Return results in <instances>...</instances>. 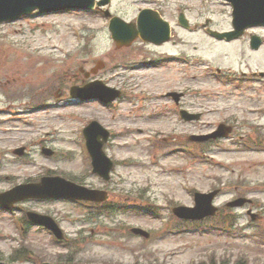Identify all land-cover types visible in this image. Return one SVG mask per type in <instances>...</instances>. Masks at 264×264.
Returning a JSON list of instances; mask_svg holds the SVG:
<instances>
[{
	"label": "rangeland",
	"instance_id": "374dc122",
	"mask_svg": "<svg viewBox=\"0 0 264 264\" xmlns=\"http://www.w3.org/2000/svg\"><path fill=\"white\" fill-rule=\"evenodd\" d=\"M178 7L195 23L210 18L216 26L227 28L231 21L232 7L219 1L111 0L105 9L134 22L143 8L160 9L173 20ZM109 22L101 11L66 10L35 12L0 24V192L53 173L108 190L115 200H128L148 212L127 210L109 218H91L86 207L75 203H17L11 211L0 209V261L11 263L13 251L19 248L25 255H19L13 264H264V220L252 221L247 209L224 208L236 197L234 193L223 194L216 201L224 208L228 223L236 222L232 228L170 230L177 220L172 208L194 205V192L211 190L219 184L216 179L222 183L228 177L252 183L264 180L262 156L219 154L213 160L196 161L187 155L188 148H171V143L187 141L190 135L208 129L177 124L174 106L164 95L171 90L187 91L186 108L193 110L200 103L207 109L206 92L219 87L210 67L214 62L232 65V59L224 56L229 47L213 42L202 29L191 34L177 28L182 39L177 47L171 43L154 46L139 39L117 48ZM164 52L185 55V60L165 68ZM98 61L104 66L93 72ZM142 65L144 69L134 70L135 76L128 77V67ZM97 80L120 89L122 98L105 105L69 97L71 87ZM195 93L200 96L193 97ZM41 99L44 102L36 105ZM92 120L113 133L104 147L106 155L117 161L110 182H103L90 168L82 131ZM22 147L25 153L15 155V149ZM43 147L54 154L45 155ZM224 160L233 163L236 173L230 175L222 168L218 162ZM257 190L247 197L254 195L264 201V193H255ZM29 210L54 216L67 239L83 236L88 241L71 250L55 243L47 231L36 227L22 231L26 225L21 219ZM133 227L143 228L151 236H136Z\"/></svg>",
	"mask_w": 264,
	"mask_h": 264
},
{
	"label": "water",
	"instance_id": "95a60500",
	"mask_svg": "<svg viewBox=\"0 0 264 264\" xmlns=\"http://www.w3.org/2000/svg\"><path fill=\"white\" fill-rule=\"evenodd\" d=\"M55 1L60 2L63 0H0V22L16 19L17 17L31 13L34 9H39L41 11L45 10L43 7L44 2ZM67 1V0H66ZM86 5L84 8H94L95 0H84ZM233 2L235 7V24L239 28H244V24H238L241 22V18H246L245 22L249 25L259 24L264 22V0H230ZM32 2V3H31ZM108 1H104L100 4H106ZM68 6H61L59 8H64ZM248 12L243 14V12ZM163 21L156 14H151L145 11L141 14L139 18V25H129L124 23L119 19H113L111 23V30L113 32V37L117 41L118 45H130L138 36H141L144 40L152 41L155 43H162L168 40V30L164 29L162 26ZM99 86L102 91H108L101 82L95 83ZM93 84V85H95ZM72 97H82L85 99H102L105 102H110L114 100L119 93H106L94 90L93 87L88 89L73 88L71 91ZM85 136L87 139V146L89 152L93 158L94 171L101 174L103 177L108 178L109 172L112 168V163L108 161L103 153V145L108 139V132L105 131L97 122H93L89 127L85 129ZM103 139V141H101ZM23 151H16V153L21 154ZM48 154H52L47 151ZM90 193V194H88ZM11 196V197H8ZM48 196H68L78 199H94L103 200L104 198L96 195L93 192H87L82 187L76 186L75 184L66 182L60 178L43 179L42 183L34 185L20 186L13 191L0 195V203L6 207L12 206L15 201L26 199V198H36V197H48ZM213 195H203L198 194L197 207L195 209H190L187 207H179L175 210L179 217L186 218H200L207 215H214L217 211L215 207L212 206ZM243 204V201H238L237 205ZM196 212L194 213L193 211ZM48 218L34 217L37 222L45 223L52 227L57 233L58 230L55 225L49 221L45 220ZM135 233L148 236V234L142 230L135 229ZM1 264V263H0Z\"/></svg>",
	"mask_w": 264,
	"mask_h": 264
},
{
	"label": "flooded vegetation",
	"instance_id": "af4514ba",
	"mask_svg": "<svg viewBox=\"0 0 264 264\" xmlns=\"http://www.w3.org/2000/svg\"><path fill=\"white\" fill-rule=\"evenodd\" d=\"M231 31L232 28L227 30ZM171 43L175 45L177 41ZM223 44L229 47L226 58L232 59V65L215 68V73L219 75L217 82L221 86L208 92L207 124L211 132L220 125H226L231 132L225 139L212 140V146L223 141V144L226 143L223 145V153L229 156L259 158L264 154V76L261 74L264 67L261 56L264 29H246L239 36L223 41ZM255 45L258 47L254 48ZM169 99L175 103L173 97ZM182 108L175 104L176 110ZM258 187L246 186L242 192H252V189ZM234 189L237 190L238 186Z\"/></svg>",
	"mask_w": 264,
	"mask_h": 264
},
{
	"label": "bare ground",
	"instance_id": "6f19581e",
	"mask_svg": "<svg viewBox=\"0 0 264 264\" xmlns=\"http://www.w3.org/2000/svg\"><path fill=\"white\" fill-rule=\"evenodd\" d=\"M69 112V110H66V113H68Z\"/></svg>",
	"mask_w": 264,
	"mask_h": 264
}]
</instances>
